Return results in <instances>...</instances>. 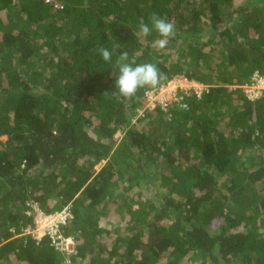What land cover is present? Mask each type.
<instances>
[{
  "label": "trees",
  "instance_id": "obj_1",
  "mask_svg": "<svg viewBox=\"0 0 264 264\" xmlns=\"http://www.w3.org/2000/svg\"><path fill=\"white\" fill-rule=\"evenodd\" d=\"M152 14L164 49L139 35ZM124 51L208 92L118 100ZM255 74L264 0H0V264H264V96L229 88ZM35 206L68 212L70 255L25 234Z\"/></svg>",
  "mask_w": 264,
  "mask_h": 264
},
{
  "label": "built area",
  "instance_id": "obj_2",
  "mask_svg": "<svg viewBox=\"0 0 264 264\" xmlns=\"http://www.w3.org/2000/svg\"><path fill=\"white\" fill-rule=\"evenodd\" d=\"M179 79L183 84L178 85L173 79L165 85L147 91L145 93L146 103L143 107V111H150L159 107L162 111L166 112V110H168V108L174 103H182L184 98L194 97L200 99L204 93L208 92V86L199 84L195 81H189L183 77H179ZM235 88H240L250 100H255L264 96V77L255 74L250 83L241 86L237 85ZM181 92H183L182 95L180 94ZM33 210L35 212V226L34 228H26L24 230L25 234H30L35 239H40L42 236L49 235L52 238V244L57 251L70 255L74 246L72 238H61L60 236H56L57 227L60 223L65 224L66 219L69 216L68 212L63 210L54 215H45L37 206L33 207ZM27 215H30V213ZM70 239L73 244L72 242L70 243ZM66 264L68 263L66 262Z\"/></svg>",
  "mask_w": 264,
  "mask_h": 264
},
{
  "label": "clouds",
  "instance_id": "obj_3",
  "mask_svg": "<svg viewBox=\"0 0 264 264\" xmlns=\"http://www.w3.org/2000/svg\"><path fill=\"white\" fill-rule=\"evenodd\" d=\"M155 31L158 38L154 40V45L159 49H164L168 45L169 39L175 36V24L172 21L161 18L157 14H152L149 23L143 20L139 23V35L147 37ZM100 53L106 62L111 61L112 53L107 48H101ZM115 77L114 91L111 93L118 100L132 99L140 89H155L166 76L159 71L153 63L136 64L128 62V53L124 51L119 55L114 65ZM181 109H186L187 104L179 103Z\"/></svg>",
  "mask_w": 264,
  "mask_h": 264
},
{
  "label": "rangeland",
  "instance_id": "obj_4",
  "mask_svg": "<svg viewBox=\"0 0 264 264\" xmlns=\"http://www.w3.org/2000/svg\"><path fill=\"white\" fill-rule=\"evenodd\" d=\"M179 80H180L179 77H177V78H174L173 81H176V84H178V85L183 84L182 81H179ZM171 84H172V83H171ZM235 86H237V85L229 86V88H230V89H234ZM252 97H253V96H252ZM2 139H4V138H2ZM115 139H116L117 141L120 139V135H119V133H117V134L115 135ZM99 167H100V166H97L96 169H99ZM71 242H72V240L70 239V243H71ZM72 244H73V242H72ZM66 262L70 264V261L67 260Z\"/></svg>",
  "mask_w": 264,
  "mask_h": 264
}]
</instances>
